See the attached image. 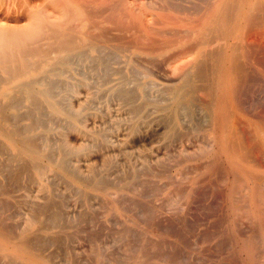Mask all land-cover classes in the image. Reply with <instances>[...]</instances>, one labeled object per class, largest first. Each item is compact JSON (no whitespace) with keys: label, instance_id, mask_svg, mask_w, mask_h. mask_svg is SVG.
<instances>
[{"label":"bare ground","instance_id":"1","mask_svg":"<svg viewBox=\"0 0 264 264\" xmlns=\"http://www.w3.org/2000/svg\"><path fill=\"white\" fill-rule=\"evenodd\" d=\"M0 2H2V1L0 0ZM20 2H21V0L19 1V3ZM137 2H138V0H137ZM95 4H97L99 7H102L101 9L104 8L102 11H104L105 14L101 15L100 18H98L99 15H97L92 10V8H91L92 6H89V3L86 0H41V3L36 4V5L31 4V2L29 3V1L26 0L25 2H23V6L25 5V7H24V9H25L24 18L26 20L25 24H10V23L2 24V23H0V264H23L24 262H29L31 264H59V263H56L55 261H53V258L51 256V254H53L54 250H52L53 252H51V253H47L46 248L48 247L49 244H55V246H58V244H64L66 242L65 240L68 239L66 231L68 230V228L70 226V222L67 220V215H66L64 208H63L64 197L62 196L63 194L58 195L59 192L56 193V191H55L61 185L58 188H56L54 191L51 190L48 193L49 196L44 203H42V204L38 203V205L35 203V205H32V206H29L30 205V203H29L28 206L30 207V213L26 218L23 217V218H25V220H24L25 223H24V225L22 222L20 223L21 227H22V225H23V227L22 228L20 227V229L18 231H15L14 230L15 228L12 229V227H10V223H9V225H8L9 227H8V226H6L7 224L5 225L6 221H4V220H6V218H11V215H12V217H13V215L15 216V214H14L15 212L13 214L11 212L10 214H7V216H5L4 214L9 212V210L11 209V206H13L12 203H14V204L17 203L19 201V199L21 198V197L18 198L19 195L17 196V193L24 192L25 194H27L26 196H28L29 187H30V185H33V184H38L37 186L40 187V188L38 187L39 189L48 190L50 188L49 187V185H50L49 180H52V179L55 180V178H53L54 175L59 176V177L63 176L64 178H68L70 181H72L73 183L83 187L86 190H93V191L101 192V193L108 195V196H110L111 194L114 195V193H111V189L113 191H115V190L117 191L119 189V187L117 185H112V184H110V182H108L106 180V179H109V178H106V175L100 174L98 172V167L93 161H89V165L86 164V165H88V176L83 174L79 165H72L71 164L72 163L71 159L73 156H75V158H76V156H80V155L90 156L91 154H93L92 151L97 147V145L95 143H93V141L92 142L87 141V139L85 137L84 138L86 139V141L80 142L79 144H73L68 139L69 133H78V134H83L85 136L87 134H91V132H89V130L86 127V122H87L86 117H87L88 113L91 112L90 109L92 108V105L95 103L97 98H101V97L104 98L105 95H107V97L112 96L116 99L118 98V99L122 100L125 104L129 105L130 109H128V110H130L131 119L129 118L130 116L128 118L131 120V122H130L128 127L130 128L129 130L131 131V133L139 132L141 125L145 121L144 111L149 105L158 106L164 112L171 114V117L173 118L174 124H182V123L186 124L187 121L184 122L185 118L183 119V116L185 114L190 119L189 121H193V119L196 118L197 124L195 121H194V124H196L198 127L200 126V128H201V125L203 127H206V129L208 130V134H209L208 136L211 135L213 138H215V140H217V143L219 145V150L221 151V153H223L225 155V157L227 158L228 162L236 168H239L241 165L243 166V160H246L247 157L250 156V155L248 156V154L250 152L249 149H251V147L257 148V150L259 149L260 152L262 150H264V121L262 120V119H264V116L262 118V116L260 114H258L261 116L262 119H259L258 116L257 117L256 116L255 117L242 116L240 114V110H239L245 106H248V105L242 106L243 104H246V102H247V100H245V102H244L245 97L243 98V96H245L246 92L243 93V91H244V88L246 85L251 84L250 83L251 79H252L251 74L253 73V70H254L253 67L255 69H259V70L264 71V0H155V1L152 0V2H150L148 5L149 8L144 9L145 12L138 9L139 7H141V4L139 7H135L134 3L132 1H129V0H97L95 2ZM18 5H14V6H18ZM92 5H94V4H92ZM145 7H147V6H145ZM6 8L8 11V8H10V7L7 6ZM12 8H13V3H12ZM17 10H18V7L16 8V11ZM97 12H98V10H97ZM8 20H9V18H8ZM111 24L115 26L114 28L118 27L122 30H128L129 28H131V29L134 28V31H132V33H131V35H132L131 42L130 41L127 42V41L120 39V38L118 39V38L112 37L110 35L109 30H108V27ZM123 36L125 37L124 34H123ZM127 45L129 47L133 46L135 50L145 53V55H147L148 57H152L153 59L155 58V64H156L155 66L157 67V74H156L157 80H156V82H153V81L149 82V81L145 80L144 77L142 78V76H144V74L146 76L148 74H146V72L144 71L145 73L141 74L142 76L140 75V72H142V70H140V68H139V70H140L139 71L138 68L135 67V65L133 64V62H135L134 60H136V58L135 59L133 57L124 58L121 56L123 53L120 54V50L128 47ZM141 66L139 65V67H141ZM148 70H151V69L149 68V69H147V71ZM151 71H153V70H151ZM72 79H76V81L73 82ZM258 79H259V77H258ZM259 81H260V79H259ZM257 85H259V82ZM261 88H263V87H261ZM252 91H254V89ZM261 91H263V89ZM258 92H259V90H258ZM69 94L70 95L72 94L74 96V98H77V100L73 101L71 99V96H69ZM81 95H83V97ZM245 99H247V98H245ZM258 102H259V100H258ZM115 103H116V105L119 104V103L117 104L116 100H115ZM248 104H249V102H248ZM120 109L121 108H119V110ZM160 109H158V110H160ZM156 110H157V108H156ZM156 110L154 109V111H156ZM110 111H111V109H110ZM123 111H124V109H123ZM147 111H146V113H147ZM242 111H244V110H242ZM126 112L127 111H125V113ZM198 112L201 115L198 114ZM104 113H106V112H104ZM107 113L109 114L110 112H107ZM124 114H123V116H124ZM119 115H120V113H119ZM147 116H149V111H148ZM105 117H104V120H106ZM160 117H162V116H160ZM163 118L164 117H162L160 119H163ZM100 119H102L101 116H100ZM108 119H107V121H108ZM124 120L126 121V118ZM113 121L115 122V120H113ZM148 121H151V119H149ZM161 121H159V122H161ZM95 122H98V121H95ZM100 122H103V121H100ZM88 123H89V121H88ZM118 123H119V120H118ZM163 123L165 124L166 121ZM116 124H117V122H116ZM122 124H124V123H122ZM157 124L159 125V123H157ZM169 124H170V121H169ZM188 124H189V122H188ZM188 124H187V128H186V125L185 126L183 125L185 127V129H187V130L189 128ZM103 125H105V124H103ZM207 125L211 126V128L210 127L207 128ZM165 126L167 127L169 125L166 124ZM114 127H115V125L113 126V128ZM120 127H123V126H120ZM126 127H127V125H126ZM190 127H194V126L192 125ZM98 128L99 129L94 130L95 132L93 133V136H92L94 138V140H95V138H97V139L102 140V142L109 143L111 141L110 140L111 136L108 137L106 132L101 131L102 128L100 127V125ZM147 128H148V126H147ZM116 129L118 131V128H116ZM161 129H162V127H161ZM193 129H194V131L200 130V129L196 128V126ZM189 130H190V128H189ZM174 131L177 132V129L176 130L174 129ZM120 132H122V131H120ZM143 132H145V131H143ZM151 132H152V130H151ZM116 134H115V136H116ZM165 134H166V136H169L167 138H170V136L173 135V126L172 125L170 127H168V130L166 131ZM188 134L189 133L187 132V136L191 137V135H190L191 133L189 135ZM53 135L58 136V141H56L57 138H55V140L53 139ZM178 135L179 134L177 133V136ZM181 135L182 134L180 132L179 138L181 137ZM112 136H114V135H112ZM134 136H135V134H134ZM183 136H184V134H183ZM187 136L185 135L186 138H187ZM118 138H120V137H118ZM161 138L162 137H160V139ZM162 140L163 139H161V142H162ZM182 140H181V142H182ZM119 141H120V139H119ZM193 141H195L194 143H196V141H197L196 138ZM244 141H246V143ZM124 142H126V141H124ZM165 142H167V141H165ZM210 142H212V140ZM111 143H113V142H111ZM173 143H175V140ZM247 143L249 145H246ZM204 144H206V143H204ZM118 145H116V146L118 147ZM166 145H168V142ZM250 145H253V146L250 147ZM160 146L162 147L163 145L161 144ZM185 146H186V143H185ZM190 146H191V144H189L188 147H190ZM168 147L169 146H167V148ZM156 148H157V146H156ZM178 148L180 150L181 147H178ZM98 149H100V148H98ZM120 149H122V148H120ZM183 149L184 148H182V150ZM202 150H203V148H202ZM202 150L200 152H202ZM115 151H116V149H115ZM173 151H174V149H173ZM207 151H209V150L207 149ZM103 152H104V150H103ZM119 152L122 153L123 151L120 150ZM95 153H94V155H95ZM206 153H208V152H206ZM123 154H124V152H123ZM128 154H130V153H128ZM140 154H141V152H140ZM140 154H138V155L140 156ZM143 154H144V152H143ZM146 154H148V153H146ZM151 154L152 153H149L148 155H150V157H151ZM156 154H159V153L157 152ZM163 154L165 155V153H163ZM166 154L168 155L169 153H166ZM196 154H197L196 157H198V155L200 153L196 152ZM196 154L193 153V155H196ZM204 154H205V152H204ZM204 154H203V156H204ZM260 156H257V157L260 158ZM114 157L116 158L117 156L114 155ZM120 157H122V156H120ZM143 157H144V155L142 156V158ZM186 157H188V155H186ZM186 157H185V159H186ZM221 157H222V155H221ZM255 157L256 156L254 155V159H255ZM90 158H88V159H90ZM153 158H155V156ZM156 158H157V155H156ZM169 158H170V155H169ZM169 158H168V160H169ZM179 158H180V156H179ZM170 159H172V157ZM123 160H125V159H123ZM162 160L163 159H161V163H162ZM164 160L167 161V159H164ZM258 160H260V159H258ZM117 161H118L119 165H121L119 162V161H121V159L117 160ZM117 161H116V163H117ZM126 161L128 162V160H126ZM180 161H182V160L180 159L179 162ZM256 161H257V159H256ZM75 162H77V161H75ZM106 162L108 165L112 162V159L108 156V158L105 160V163ZM170 162H172V161H170ZM257 162H259V161H257ZM261 162L262 161H260V163L258 164L259 166L264 165L263 164L264 161L262 163ZM133 163H134V161H133ZM138 163H141V162H138ZM138 163H136V164H138ZM150 164H151V161H150ZM157 164H159V163H157ZM123 165H124V163H123ZM128 165H129L128 167H130V164H128ZM153 165L156 166V164H153ZM125 167H126V165H125ZM138 167H139V164H138ZM140 167L143 168V166H140ZM144 167H145V165H144ZM161 167L164 168V166H161ZM219 167H218V169H219ZM136 168L137 167L135 166V169ZM186 168H188V167H186ZM129 169H131V168H129ZM144 169H147V168L145 167ZM156 169H157V167L155 168L154 171H156V173L158 171V173H159L160 170L159 169L156 170ZM126 170H127V168H126ZM117 171H118V169H117ZM184 171H185V173L188 172L186 170H184ZM184 171H182V172H184ZM221 171L222 170H220V172ZM136 172H138V171H136ZM141 172L142 171H140L139 173L143 174ZM246 172H245V174L247 176L251 177V179L253 180V177H254L253 174L251 172H248V174H247ZM139 173H138V176L140 175ZM215 173H216V171H215ZM235 173L236 172H234V175H235ZM113 174H115V173H113ZM148 174H146V175H148ZM243 174H241V175H243ZM159 175H160V173H159ZM56 176H54V177H56ZM115 176H116V174H115ZM239 176L240 175H235L234 176L235 178L233 180V182L237 186H240V184H241V182H236L237 180H241V178L238 179ZM113 178H114V175H113ZM120 178H121V176H120ZM256 178L258 179V177H256ZM110 179H109V181H110ZM146 180L148 181V179H146ZM146 180L145 181L143 180L142 183L145 182L147 184ZM150 180H152V179H150ZM150 180L148 182L149 184L151 182ZM226 180H227V178H226ZM63 181H65V180H63ZM118 181H119V179H118ZM242 181H244V179ZM156 182H154V183H156ZM187 182H188V180H187ZM253 182H254V180H253ZM55 183H58V182L56 181ZM116 183H117V181L115 182V184ZM140 183H141V180H140ZM140 183H139V185L141 186V188H143L142 183L141 184ZM136 184H138V182ZM64 185H65L64 188L66 189V183ZM154 185H153V188H151L149 186L150 190H148V191L153 192V191H151V189H154L153 194L150 193L151 195H154L155 189H157L156 191H158V190L161 191V189H164L162 184H161L162 186L159 184H157V186L156 185L154 186ZM176 185H179V184H176ZM159 186L161 187V189L159 188ZM131 187H132V185H131ZM137 187L138 186H136L135 188L138 191ZM175 187L176 186H174V189H175ZM256 187L257 186H255L254 188H256ZM178 188H179V186H178ZM244 188H246V187H244ZM39 189H38V191H39ZM124 189H126V187ZM130 189H132V188H130ZM147 189H148V187L146 188V192H148ZM238 189H239V187H238ZM34 190H35V188H34ZM182 190H183V188H182ZM132 191H133V189H132ZM140 191H142V190L140 189L138 192H140ZM144 191L145 190H143L142 192H144ZM183 191H181V192H183ZM36 192H37V190H36ZM63 192H64V190H63ZM77 192H78V189H77ZM133 192H135V190ZM146 192H144V195H143L144 197H140V198L145 199V193ZM158 192H156L157 195L160 194ZM175 192L177 194V191H175ZM75 193L76 192H74L73 194H75ZM80 193H82V192H80ZM233 193H234V191H233ZM254 193L255 192H253V194ZM256 193H257V191H256ZM136 194H137V196H139L138 193H136ZM243 194H245V192ZM243 194L240 193L239 197L240 196L242 197ZM134 195H135V193H134ZM147 195H146V197H147ZM171 195H175V194H171ZM65 196L67 197V194ZM124 196H125V194H123L122 203L123 202L126 203L127 201L125 202V200L129 197L128 195H127L128 196L127 198L125 196L126 199L124 200ZM140 196H142V195H140ZM80 197H82V195ZM135 197L136 196H134V198ZM239 197H236V198H239ZM254 197H255V195H254ZM129 198H131V200L133 199L132 197H129ZM140 198H138V199L140 200ZM152 199H154V197ZM80 200H79V202H80ZM133 200H135V199H133ZM148 200H146V202ZM172 200H174V199H172ZM240 200H243V199H240ZM244 200H245V198H244ZM26 201L29 202L30 200H28V198H27ZM101 201H102V199H101ZM144 201L142 200V202H144ZM165 201L166 200H164V202ZM204 201H205V199H204ZM81 202H83V200ZM112 202H115L116 204H119V206H120V201H119V198L117 196L112 197ZM130 202L132 204V201H130ZM164 202L162 204L158 202V204H161V206H163ZM255 202H256V200H255ZM151 203L152 202H150V205H151ZM171 203H172V201H171ZM214 203H212V204H214ZM92 204H89V205H92ZM94 204H97V203H94ZM104 204L106 206V203H104ZM137 204L142 205V204H140V202H136V205ZM146 204L148 205L149 203L147 202ZM255 204H258V203L256 202ZM97 205L100 206V203ZM130 205H126V206L129 207ZM132 205L135 206V203H133ZM245 205H248V204L244 203L243 206H245ZM72 206H73V204H72ZM96 206H94V209L93 208L92 209L95 210ZM151 206H155V205H151ZM158 206H157V209H158ZM14 207H15V205H14ZM91 207H89V208H91ZM128 207H126V209ZM136 207H139V206H136ZM142 207H144V206H142ZM165 207H167V206H165ZM235 207H236V205H235ZM260 207L261 206H259V209H260ZM131 208H129V209H131ZM155 208H156V206H155ZM15 209H16V207H15ZM126 209H125V211H126ZM133 209H134V207H133ZM144 209H145V207H144ZM148 209H150V208H147L146 210H148ZM161 209H162V207L160 208V210ZM173 209H176V208H173ZM178 209H180V207ZM202 209H204V208H202ZM84 210L86 211L85 208H84ZM143 210L140 207L141 213L140 212L139 213H140V215H143V218H144L145 217L144 211H146V210H144V211ZM197 210H198V208H197ZM97 211L95 213L97 216L94 214L96 217H93L91 212H88V211L87 212L92 215V218L89 215V217L91 219L95 218L94 220H96V218H97V220L99 221L98 218L100 217L99 215L101 214L100 213L101 211H98L99 214H97L98 213ZM246 211H248V210H245V212ZM87 212H84V214ZM157 212H159V210ZM157 212H155V213H157ZM211 212H213V210ZM262 212L263 211H261V213ZM16 213H17V211H16ZM234 213H233V216H234ZM70 214H71V212H70ZM134 214H136L135 217L138 219L136 221L140 222L141 226L143 225V223L146 220L147 221L153 220V219H151L153 217H151V218L149 217L150 219L144 218V221L142 223L141 222L142 220H140L142 218V216H140L137 213H134ZM134 214L132 213L130 218H132V216ZM228 214H230V213H228ZM81 215H82V213H81ZM111 215H112V213H111ZM113 215H114V213H113ZM163 215L167 216V214H163ZM241 215H243V214H241ZM85 216H86V214H85ZM138 216H140L141 218L139 217L140 218L139 219ZM158 216H159V214H158ZM114 217H117V215ZM114 217H113V219H114ZM128 217L126 214L127 220L130 219ZM168 217H170V216H168ZM23 218H22V220H23ZM70 218H69V220H70ZM77 218H78V215H77ZM77 218H76V221L78 220ZM156 218L158 219L157 216H156ZM262 218L263 217H261V219ZM82 219H84L83 221L86 220L85 217L84 218L82 217L80 219L79 223L82 222L81 221ZM116 219H118V218H116ZM96 221L94 222V224L96 223ZM111 221H113V220L111 219ZM130 221H131V219H130ZM132 221H134V220H132ZM86 222L88 223V219ZM116 222H117V220H116ZM138 222H136V225L139 224ZM172 222H174V221H172ZM235 222H236V220H235ZM76 223H73V224H76ZM101 223L102 222H100L99 224H101ZM103 223H102L103 227H102V225H99L102 228H104L107 225V224L105 225V222H103ZM112 223H114V222H112ZM20 224H18V225L20 226ZM94 224L92 225V226H94L93 229H91L92 231H89V234H90V232H92L91 238L94 237L93 236V234H94L93 230H95V231L97 230V229H95ZM123 225H125V224H123ZM185 225H187V224H185ZM237 225H238V223H237ZM99 226H98V228H99ZM166 226H168V225L166 224ZM116 227L120 228V227H122V224H120L119 226H116ZM148 227H149V225H148ZM89 228H91V227H89ZM100 228H99V231L102 230V228H101V230H100ZM106 228H108V227L106 226ZM110 228H113V229L109 230V231L113 232L114 226L113 227L110 226ZM85 229L86 228H84V229L82 228L81 230H83V232H85L84 231ZM123 229H126V230H123ZM163 229H164V227H163ZM120 230L128 232L127 226H125V228L122 227ZM179 230H180V228H179ZM121 231H120V233L125 235L124 233H126V232L123 233ZM129 231H131V229ZM96 232H97L96 235L95 234L94 235L97 238V234L99 235V233H100V235H101V232H98V230ZM114 232H116V229L114 230ZM114 232L110 233V234L115 235ZM155 232H156V230H155ZM191 232H192V230H191ZM244 233H245V231H244ZM86 234L88 235V233H86ZM102 234H103V230H102ZM177 234H179V232H177ZM207 234H209V233H207ZM212 234L214 235L213 232H212ZM256 234H257V232H256ZM256 234H253V235L255 236ZM103 235H106V233ZM240 235H241V232H240ZM242 235H244V234H242ZM130 236H132V235H130ZM136 236H138V235H136ZM69 237H70V235H69ZM87 237H89V236H87ZM105 237L107 238V236H105ZM123 237H125V236H123ZM70 239H71V237H70ZM114 239H115V237H114ZM252 239H253V237H252ZM101 240H102V238H101ZM119 240L120 239H118V241ZM130 240H132V239H130ZM140 240H142V239H140ZM245 240H247V239H245ZM127 241H129V240H127ZM151 241L154 242V239ZM160 241L161 240H159L158 242H160ZM257 241H258V239H257ZM98 242H102V241H100V239H99ZM129 242H127V245ZM135 242H137V241H135ZM90 243H89V245H90ZM104 243H102V244H104ZM123 243L124 244H122V245H125V242H123ZM67 244L65 243V247L67 246ZM94 244H95V242H94ZM166 244H167V242H166ZM226 244H227V242H226ZM254 244H257V243H255V241H254ZM104 245H106V244H104ZM127 245H125V246H127ZM140 245H141V243H140ZM155 245H156V243H155ZM68 246L69 247H66V248H70V245H68ZM72 246H73V244H72ZM152 246H150V248ZM254 246H256V245H254ZM159 247L160 246H158V248ZM102 248H103V246H102ZM132 248H134V247H132ZM135 248H137V247H135ZM135 248H134V251H135ZM150 248H148V249H150ZM61 249H63L62 246H61ZM81 249H83V248H80V250ZM174 249H175V247L173 248V250ZM257 249H256V251L255 250L253 251V252H255V254L258 251ZM84 250L86 251V249H84ZM131 250L133 251V249H131ZM139 250H141V249H139ZM177 250L175 252H177ZM72 251L73 250H71V252ZM82 251L83 250H81V252ZM93 251H94V249H93ZM95 251H97V250H95ZM115 251H116V249L114 250V252ZM74 252L76 254L75 249H74ZM74 252H72L73 255H74ZM102 252H104V251H102ZM102 252L99 251V254H98L100 262L104 261ZM114 252H112V253L114 254ZM123 252H124V250H123ZM128 253H129V251L126 254H128ZM140 253H141V251H140ZM140 253H139V251H137V254H140ZM95 254H97V253H95ZM129 254L133 255L135 253L132 252ZM142 254H143L142 257H144L146 254V256H145L146 258L145 257L143 258L145 260V259L149 258L147 256H149V254L151 255V252L148 255L146 252H145V254L144 253H142ZM142 254H140V255H142ZM60 255H62L61 257H63L62 253ZM90 255H91V253L89 254V256ZM106 255H107V252H106ZM109 255H111V258L114 257V256H112L111 253ZM169 255H170V253H169ZM258 255L259 254L255 255V256H258ZM133 256L136 257L138 255L135 254ZM255 256H254V258H256ZM53 257H55L54 254H53ZM131 257L132 256L129 255V260L131 259ZM126 258H128V257H126ZM173 258H175V257H173ZM1 259H3L4 261L2 262ZM75 259H78V258L76 257ZM94 259H95V256H94ZM138 259H139V257H138ZM182 259H183V257H182ZM197 259H198V257H197ZM113 260L114 261L117 260L116 261L117 264H119L121 262V260H119L117 258H116V260L115 259H113ZM125 260L127 261V259H125ZM125 260L123 259L121 264H123ZM150 260H151V258H149V261ZM92 261H93V259H92ZM118 261H120V262L118 263ZM126 261H125V264L127 263ZM131 261H133V260H131ZM131 261H128L129 264L132 263ZM138 261H141V258H140V260H137V262ZM74 262L75 263H73V264H76V261H74ZM85 262H86V260H85ZM255 262H257V261H255ZM255 262H254V264H256Z\"/></svg>","mask_w":264,"mask_h":264},{"label":"rangeland","instance_id":"2","mask_svg":"<svg viewBox=\"0 0 264 264\" xmlns=\"http://www.w3.org/2000/svg\"><path fill=\"white\" fill-rule=\"evenodd\" d=\"M2 2H0V23L4 24V23H10V24H25L26 23V20L24 18V15H25V5L23 6V2H25L26 0H21V2L19 3L20 0H1ZM6 1V2H5ZM9 1V2H8ZM29 1V3L31 2V4H39L41 3V0H27ZM88 3H89V6H92V10L97 14L99 15L98 18L101 17V15H104V11H102L103 9H101L102 7H99L97 4H95V2L97 0H86ZM129 1H132L134 3V6L135 7H139L140 4L143 2H145L144 4L142 3L141 4V7H139L138 9H140L141 11L145 12L144 9H147L149 8V3L152 2V0H129ZM155 1V0H153ZM17 2V3H16ZM140 2V3H139ZM148 2V3H147ZM9 3V4H8ZM12 3H13V8H12ZM10 7L8 8V11H7V6ZM20 6H19V5ZM94 4V5H92ZM14 5H18V6H14ZM138 5V6H137ZM147 6V7H145ZM18 7V10L16 11V8ZM21 7V8H20ZM14 9V10H13ZM98 10V12H97ZM107 10V9H106ZM103 12V13H102ZM9 16V17H8ZM12 16V17H11ZM9 18V20H8ZM18 18V19H17ZM2 19V20H1ZM13 20V21H12ZM115 26L114 25H109L108 27V30L110 32V35L114 38H120V39H123L127 42H131V38H132V31H134V28H129L128 30H122L120 28H114ZM120 29V30H119ZM130 30V31H129ZM130 32V33H129ZM113 34V35H112ZM123 34L125 35V37L123 36ZM128 46V45H127ZM123 53V54H122ZM120 54H122L121 56L124 57V58H127V57H133L134 59L136 58V60H134L135 62H133V64L135 65V67L140 68V70H142V72H140V75L145 73L148 74L147 76L144 74V76H142V78L144 77L145 80L147 81H153V82H156L157 80V67L155 66V58L153 59L152 57H148L147 55H145V53L143 52H140V51H137L134 49L133 46H128L122 50H120ZM136 56V57H135ZM140 60V61H139ZM139 65L141 67H139ZM151 69V70H148L147 69ZM156 69V70H155ZM253 73L251 74V84L250 85H246L245 88H244V91L243 93H245V96H243V98H247L245 99L244 98V102L245 100H247L246 104H243L242 106H245V105H248V106H245L240 110V114L242 116H250V117H257L259 119H262L263 116H264V71L263 70H259V69H255L253 67ZM139 70V71H140ZM145 71V72H144ZM156 71V72H155ZM151 72V73H150ZM257 72V73H256ZM260 81H259V79ZM73 82L76 81V79H72ZM255 82V83H254ZM259 82V85H257ZM263 84V85H262ZM258 87V88H257ZM263 87V88H261ZM257 88V89H256ZM254 89V91H252ZM257 91H256V90ZM263 89V91L261 90ZM259 90V92H258ZM256 91V92H255ZM250 94H249V93ZM259 95H257V94ZM248 94V95H247ZM255 95V96H254ZM69 96H71V99L73 101H76L77 98H74V96L71 94H69ZM83 97V95H81ZM252 98H251V97ZM254 97V98H253ZM261 97V98H260ZM115 100L117 102L118 105H116L115 103ZM118 100V101H117ZM259 100V102H258ZM98 101V102H97ZM261 101V102H260ZM249 102V104H248ZM253 102V103H252ZM114 103V104H113ZM122 103V104H121ZM108 104V105H107ZM106 105V106H105ZM111 105V106H110ZM116 105V106H115ZM251 105V106H250ZM98 106V107H97ZM106 108H105V107ZM120 106V107H119ZM124 106V107H123ZM94 107V108H93ZM108 107V108H107ZM110 107V108H109ZM117 107V108H116ZM121 108L120 111L119 108ZM128 107V108H127ZM153 107V108H152ZM256 107V108H255ZM105 108V109H104ZM157 108V110H156ZM245 108V109H244ZM103 109V110H102ZM107 109V110H106ZM109 109V110H108ZM111 109V111H110ZM124 109V111H123ZM130 109L129 105L128 104H125L122 100L120 99H116L112 96H108L105 95L104 98H97L95 103L92 105V108L90 109V113H88L87 117H86V127L87 129L89 130V132H91V134H87L86 136L83 135V134H78V133H69L68 134V139L73 143V144H79L80 142H83V141H90L93 143H95L97 145V147L92 151L93 154H91L90 156H86V155H80V156H73L72 159H71V164L72 165H79V167L81 168V171L83 172L84 175H87L88 176V165H89V161H93L97 167H98V172L100 174H104L106 175V178H111L110 181L109 179H106L108 182H110V184L112 185H117L119 187V189L116 191H113L111 189V193H114L111 194L110 196L108 195H105L101 192H97V191H93V190H86L84 189L83 187L73 183L72 181H70L68 178H64L63 176L62 177H59V176H56L52 179V180H49V189L48 190H42V189H39L40 187L37 186L38 184H33V185H30L29 187V192H28V196H26L27 194H25L24 192H19L17 193V196L19 199V201L17 203H12L13 206H11V209L9 210L8 213L4 214L5 216H7V214H10L12 212V214L14 213L15 216L11 215V218H6V223L5 225L8 226L9 223H10V227H12V229H14L15 231H18L21 227V222L25 223V218L29 215L30 213V207L29 206H32V205H35V203L38 205V203L42 204L46 201V199L48 198V193L51 191V190H55L56 188H58L60 185V190L59 188L56 189V193H58V195H62L64 197V205H63V208H64V211L67 215V220L70 222V226L68 228V230L66 231L67 233V238L69 239H66L64 242L67 244L66 247H69L68 245H70V248H66L65 247V243L64 244H58V246H55V244H49L48 247L46 248V252L47 253H51L53 252L52 250H54L53 254L55 257H53V254H51L52 258H53V261H55L56 263H59V264H73L75 263L74 261H76V264H117V259L121 260V262L123 261V259H127V263L126 264H129L128 261H131L132 263L130 264H254L255 262L256 264H264V165L263 166H259L258 164L260 163V161H264V150H262L260 152V150L258 151L257 148H253L251 146L253 145H250L251 149H249V154L247 157L246 160H243V166L241 165L239 168H236L234 167L233 165H231L227 158L225 157V155L223 153H221V151L219 150V145L217 143V140H215V138H213L211 135L208 136V130L206 129V127H203L201 125V128L200 126L198 127L196 124H197V119H193V121H189L190 119L188 118V116L185 114L183 116V119H184V122L187 121V123H182V124H174L173 122V118L171 117V114L169 113H166L164 112L163 110H161L158 106H155V105H149L145 111H144V118H145V121L144 123L141 125L140 129H139V132L137 133H131V131L129 130L130 128L128 127L130 122H131V114H130ZM154 109L156 111H154ZM160 109V110H158ZM251 109V110H250ZM105 110V111H104ZM149 111V116H147L148 114V111ZM244 110V111H242ZM250 110V111H249ZM101 111V112H100ZM113 111V112H112ZM125 111H127L125 113ZM147 111V113H146ZM153 111V112H152ZM248 111V112H247ZM106 112V113H104ZM107 112H110L109 114ZM129 112V113H128ZM247 112V113H246ZM103 113V114H102ZM120 113V115H119ZM125 113V114H124ZM146 113V114H145ZM250 113V114H249ZM114 114V115H113ZM124 114V116H123ZM127 114V115H126ZM198 114H200L198 112ZM260 114V115H258ZM106 117H105V116ZM109 115V116H108ZM113 117H112V116ZM122 115V116H121ZM165 115V116H164ZM197 115V114H196ZM201 115V114H200ZM100 116L101 118L103 119H100ZM130 116V117H129ZM147 116V117H146ZM164 117L163 119H160L162 117ZM260 116V117H259ZM91 117V118H90ZM93 117V118H92ZM104 117L106 120H104ZM130 119H129V118ZM155 117V118H154ZM109 118V119H108ZM126 118V121L124 120ZM172 118V119H171ZM108 119V121H107ZM149 119H151V121H148ZM160 119V120H159ZM172 121H171V120ZM92 120V121H91ZM103 121V122H100V121ZM115 120V122L113 121ZM118 120H119V123H118ZM123 120V121H122ZM128 120V121H127ZM130 120V121H129ZM161 122H159V121ZM264 121V119H262ZM89 121V123H88ZM95 121H98V122H95ZM106 121V122H105ZM112 121V122H111ZM148 121V122H147ZM166 123L164 124L163 122ZM169 121H170V124H169ZM194 121L196 122V124H194ZM110 122V123H109ZM117 122V124H116ZM156 122V123H155ZM189 122V124H188ZM192 122V123H191ZM124 123V124H122ZM149 123V124H148ZM151 123V124H150ZM159 123V125L157 124ZM163 125H161V124ZM92 124V125H91ZM102 124V125H101ZM105 124V125H103ZM115 125V127L113 128V126ZM127 127H126V125ZM148 124V125H147ZM169 125V126H165V125ZM187 124H188V130L185 129V125H186V128H187ZM98 125V126H97ZM101 129V131H104L107 133L108 137L111 136L110 138V142L109 143H105V142H102V140L100 139H97L92 137L93 136V133L95 132L94 130L96 129H99L98 127ZM109 125V126H108ZM119 125V126H118ZM125 125V126H124ZM148 128H147V126ZM173 126V135L170 136V138H167L169 136H166V131L168 130V127L170 126ZM184 125V126H183ZM194 126V127H190V126ZM209 125V124H208ZM207 125V128L211 126H208ZM103 126V127H102ZM108 126V127H107ZM120 126H123V127H120ZM160 126V127H159ZM198 128L200 130L198 131H194L193 128ZM97 127V128H96ZM110 127V128H109ZM146 127V128H145ZM155 127V128H154ZM162 127V129H161ZM166 127V128H165ZM118 128V131H122V132H118L117 129ZM127 128V129H126ZM153 128V129H152ZM110 129V130H109ZM122 129V130H121ZM143 129V130H142ZM150 129V130H149ZM174 129L176 130L177 129V132L174 131ZM202 129V130H201ZM149 132H148V131ZM152 130V132H151ZM155 132H154V131ZM158 130V131H157ZM161 130V131H160ZM166 130V131H165ZM99 131V130H98ZM145 131V132H143ZM158 133H157V132ZM160 131V132H159ZM190 131V132H189ZM192 131V132H191ZM151 132V133H150ZM180 132H181V137L179 138V135H180ZM187 132L191 135L190 136H187ZM117 133V134H116ZM139 133V134H138ZM142 133V134H141ZM144 133V134H143ZM154 133V134H153ZM160 133V134H159ZM177 133L179 134L177 136ZM204 135H203V134ZM116 134V136H115ZM135 134V136H134ZM158 136H157V135ZM165 134V135H164ZM184 134V136H183ZM188 134V135H189ZM73 135V136H72ZM81 135V136H80ZM114 135V136H112ZM122 135V136H121ZM129 135V136H128ZM160 135V136H159ZM185 135L187 136V138L185 137ZM200 135V136H199ZM207 135V136H206ZM132 136V137H131ZM202 136V137H201ZM204 136V137H203ZM86 139H85V138ZM90 137V138H89ZM113 137V138H112ZM120 137V138H118ZM130 137V138H129ZM160 137H162L161 139L162 142H161V139ZM189 137V138H188ZM201 137V138H200ZM56 141H58V136L56 135H53V139ZM83 138V139H82ZM89 138V139H88ZM126 138V139H125ZM148 138V139H147ZM159 138V139H158ZM179 138V139H178ZM184 138V139H183ZM191 138V139H190ZM196 138V143H194ZM204 138V139H203ZM120 139V141H119ZM128 139V140H127ZM173 139V140H172ZM182 142H181V140ZM186 139V140H185ZM200 139V140H199ZM203 139V140H202ZM207 139V140H206ZM113 140V141H112ZM117 140V141H116ZM146 140V141H145ZM170 140V141H169ZM175 140V143H173ZM191 140V141H190ZM199 140V141H198ZM202 140V141H201ZM206 140V141H205ZM212 140V142H210ZM126 141V142H124ZM168 142V145L167 142ZM180 141V142H179ZM185 141V142H184ZM113 142V143H111ZM158 142V143H157ZM161 142V143H160ZM165 142V143H164ZM188 142V143H187ZM206 144H204V143ZM208 142V143H207ZM246 143V141H244ZM138 143V144H137ZM173 143V144H172ZM179 145H178V144ZM185 143H186V146H185ZM119 144V145H118ZM129 144V145H128ZM163 145L162 147L160 145ZM165 144V145H164ZM175 144V145H174ZM189 144H191L190 147ZM202 144V145H201ZM106 145V146H105ZM118 145V147L116 146ZM128 145V146H127ZM131 145V146H130ZM157 148H156V146ZM181 145V146H180ZM196 145V146H195ZM211 145V146H210ZM246 145H249L248 143ZM104 146V147H103ZM114 146V147H113ZM166 146V147H165ZM167 146H169L167 148ZM184 146V147H183ZM202 146V147H201ZM103 147V148H102ZM122 149H120V148ZM178 147H181L180 150ZM209 147V148H208ZM212 147V148H211ZM100 148V149H98ZM154 148V149H153ZM161 148V149H160ZM182 148H184L182 150ZM203 148V150H202ZM116 149V151H115ZM124 149V150H123ZM166 149V150H165ZM168 149V150H167ZM174 149V151H173ZM207 149L209 151H207ZM104 150V152H103ZM122 150L124 152L120 153L119 151ZM158 150V151H157ZM160 150V151H159ZM202 150V152H200ZM101 151V152H100ZM136 151V152H135ZM144 154H143V152ZM148 151V152H147ZM152 151V152H151ZM171 151V152H170ZM180 151V152H179ZM205 154H204V152ZM96 152V153H95ZM100 152V153H99ZM119 152V153H118ZM141 152V154H140ZM152 153L151 154V157L150 155L146 154V153ZM159 153V154H156V153ZM165 153V155L163 153ZM197 153H200L197 156ZM208 152V153H206ZM256 152V153H255ZM261 154H260V153ZM95 153V155H94ZM99 153V154H98ZM107 153V154H106ZM110 153V154H109ZM130 153V154H128ZM166 153H169L168 155ZM196 154V155H193ZM254 153V154H253ZM103 154V155H102ZM106 154V155H105ZM119 156H118V155ZM123 154V155H122ZM140 154V156L138 155ZM173 154V155H172ZM177 156H176V155ZM179 154V155H178ZM204 154V156H203ZM117 156L116 158L114 157ZM125 155V156H124ZM127 155V156H126ZM144 155V159L142 158V156ZM148 155V156H147ZM156 155H157V158H156ZM169 155H170V158L172 157V159L169 158ZM186 155H188V157H186ZM192 155V156H191ZM201 155V156H200ZM222 155V157H221ZM252 155V156H251ZM254 155L257 157V156H260V158H256L254 159ZM108 156L112 159V164H108L107 165V162L105 163V160L108 158ZM122 156V157H120ZM155 156V158L153 157ZM168 156V157H167ZM180 156V158H179ZM195 156V157H194ZM92 159H91V158ZM94 157V158H93ZM106 159H105V158ZM120 157V158H119ZM150 159H149V158ZM166 157V158H165ZM183 159H182V158ZM186 157V159H185ZM192 157V158H191ZM194 157V158H193ZM206 157V158H205ZM85 158V159H84ZM90 158V159H88ZM114 158V159H113ZM125 160H123V159ZM130 158V159H129ZM169 158V160H168ZM177 158V159H176ZM76 159V160H75ZM120 164L118 163L117 160H120ZM135 159V160H134ZM161 159H167L166 160H162V163H161ZM181 159L182 161L179 162V160ZM259 161L257 162L256 161ZM260 159V160H258ZM104 160V161H103ZM128 160V162L126 161ZM141 160V161H140ZM143 160V161H142ZM148 160V161H147ZM178 160V161H177ZM77 161V162H75ZM117 161V163H116ZM134 161V163H133ZM150 161H151V164H150ZM160 161V162H159ZM172 161V162H170ZM205 161V162H204ZM138 162H141V163H138ZM148 162V163H147ZM176 162V163H175ZM207 162V163H206ZM226 162V163H225ZM253 162V163H252ZM261 162V163H262ZM82 163V164H81ZM124 163V165H123ZM126 163V164H125ZM138 163L139 164V167H138ZM144 163V164H143ZM156 164L153 165V164ZM159 163V164H157ZM206 163V164H205ZM209 163V164H208ZM88 164V165H86ZM119 166H118V165ZM130 164V167H128ZM142 164V165H141ZM174 164V165H173ZM264 164V162H263ZM105 165V166H104ZM112 165V166H111ZM123 165V166H122ZM126 165V167H125ZM134 165V166H133ZM147 169H144L145 167ZM147 165V166H146ZM160 165V166H159ZM186 165V166H185ZM188 165V166H187ZM104 166V167H103ZM111 166V167H110ZM135 166L137 167L135 169ZM140 166H143L140 167ZM154 166V167H153ZM161 166H164L161 167ZM172 166V167H171ZM185 166V167H184ZM205 166V167H204ZM220 166V167H219ZM157 167L156 170H160V175L157 171H154L155 168ZM167 167V168H166ZM184 167V168H183ZM188 167V168H186ZM197 167V168H196ZM219 167V169H218ZM106 168V169H105ZM127 168V170H126ZM131 168V169H129ZM140 168V169H139ZM105 169V170H104ZM116 169V170H115ZM118 169V171H117ZM124 169V170H123ZM165 169V170H164ZM180 169V170H179ZM196 169V170H195ZM104 170V171H103ZM147 170V171H146ZM188 171L187 173H185V171ZM195 170V171H194ZM219 170V171H218ZM220 170H222L220 172ZM126 171V172H125ZM138 171V172H136ZM142 171L141 173L143 174H140L139 172ZM179 171V172H178ZM184 171V172H182ZM198 171V172H197ZM216 171V173H215ZM247 171V172H246ZM258 171V172H257ZM167 172V173H166ZM234 172L235 175H240L238 179L241 178V180H237L236 182H241L240 186H237L235 185V183L233 182L234 180ZM244 174H243V173ZM245 172L248 174V172H251L253 174V180L251 179V177L247 176L245 174ZM115 173V174H113ZM121 173V174H120ZM132 173V174H131ZM138 173L140 174L138 176ZM150 175H149V174ZM156 173V174H155ZM175 173V174H174ZM196 173V174H195ZM224 173V174H223ZM238 173V174H237ZM118 174V175H117ZM123 174V175H122ZM129 174V175H128ZM131 174V175H130ZM148 174V175H146ZM183 174V175H182ZM215 174V175H214ZM243 174V175H241ZM112 175V176H111ZM113 175H114V178H113ZM128 175V176H127ZM143 175V176H142ZM146 175V176H145ZM159 175V176H158ZM212 175V176H211ZM225 175V176H224ZM260 175V176H259ZM109 176V177H108ZM121 176V178H120ZM150 176V177H149ZM190 176V177H189ZM192 176V177H191ZM227 176V177H226ZM117 177V178H116ZM258 177V179L256 178ZM59 178V179H58ZM188 178V179H187ZM218 178V179H217ZM221 178V179H220ZM227 178V180H226ZM119 179V181H118ZM138 181H137V180ZM145 181L146 179H148V181L146 180L147 184L144 182L142 183L143 180ZM152 179V180H150ZM184 179V180H183ZM244 179V181H242ZM62 180V181H61ZM65 180V181H63ZM140 180H141V183H142V186L143 188H141V186L139 185L140 183ZM149 180L151 181L150 184L148 183ZM158 180V181H157ZM188 180V182H187ZM214 180V181H213ZM51 181V182H50ZM57 181L58 183H55ZM117 181V183L115 184V182ZM156 183H154V182ZM176 181V182H175ZM181 181V182H180ZM247 183H246V182ZM252 181V182H251ZM54 182V183H53ZM134 182V183H133ZM138 182V184H136ZM174 182V183H173ZM243 182V183H242ZM256 182V183H255ZM53 183V184H52ZM66 183V189L64 188L65 187V184ZM140 183V184H141ZM179 184V185H176V184ZM69 184V185H68ZM145 184V185H144ZM156 185L159 184V185H163L164 189H161V187L159 186V188L161 189L156 191L157 189H155V193L154 195H151L153 194L154 192V189H151V191L153 192H150L148 190H150L149 188H153V185ZM253 184V185H252ZM63 185V186H62ZM132 185V187H131ZM148 185V186H147ZM154 185V186H155ZM161 185V186H162ZM259 185V186H258ZM33 186V187H32ZM35 186V187H34ZM53 188H52V187ZM68 186V187H67ZM136 186H138V191L141 189L142 191L145 190L144 192H146V188L148 187L147 191L145 193V199L149 200L147 201L149 204L147 205L146 203V200L144 198H140V197H144V192L140 191L138 192L137 189L135 188ZM146 188H145V187ZM150 186V187H149ZM174 186L175 189H174ZM179 186V188H178ZM255 186H257L256 188H254ZM37 187V188H36ZM39 187V188H38ZM126 187V189H124ZM183 190H182V188ZM239 187V189H238ZM246 187V188H244ZM263 187V188H262ZM31 188V189H30ZM35 188V190H34ZM132 188L133 191L135 190V192L132 191ZM155 188V187H154ZM158 188V189H159ZM39 189V191H38ZM75 189V190H74ZM77 189H78V192H77ZM197 189V190H196ZM245 189V190H244ZM257 193H256V191ZM37 190V192H36ZM42 190V191H41ZM61 192H60V191ZM64 190V192H63ZM180 190V191H179ZM204 190V191H203ZM240 190V191H239ZM244 190V191H243ZM41 191V192H40ZM177 191V194L176 192ZM183 191V192H181ZM203 191V192H202ZM234 191V193H233ZM243 191V192H242ZM74 192H76L75 194H73ZM82 192V193H80ZM117 192V193H116ZM156 192L160 193V194H156ZM169 192V193H168ZM172 192V193H171ZM201 192V193H200ZM238 192V193H237ZM245 192V194H243ZM253 192H255L253 194ZM37 195H36V194ZM135 193V195H134ZM139 196H137V194ZM151 193V194H150ZM181 193V194H180ZM236 193V194H235ZM243 194L242 197L240 198L239 197V194ZM249 193V194H248ZM25 194V195H24ZM32 194V195H31ZM44 194V195H43ZM47 196H46V195ZM67 194V197L65 196ZM122 194V195H121ZM123 194H125L126 198L129 196V197H132L133 199L135 200H131V198H125L124 196V200L126 203H122L123 201ZM156 194V195H155ZM171 194H175V195H171ZM183 194V195H182ZM199 194V195H198ZM201 194V195H200ZM225 194V195H224ZM233 194V195H232ZM21 195V196H20ZM23 195V196H22ZM41 195V196H40ZM74 195V196H73ZM82 195V197L80 196ZM90 195V196H89ZM128 195V196H127ZM142 195V196H140ZM147 195V197H146ZM192 195V196H191ZM204 195V196H203ZM232 195V196H231ZM255 195V197H254ZM26 196V197H25ZM72 196V197H71ZM114 196H117L119 198V201H120V206L119 204H116L115 202H112V197ZM134 196H136L134 198ZM154 199H152L153 197ZM178 196V197H177ZM190 196V197H189ZM235 196V197H234ZM140 198V200L138 198ZM215 197V198H214ZM236 197H239V198H236ZM28 198V200H30L29 202L26 201V199ZM45 198V199H44ZM165 198V199H164ZM169 198V199H168ZM223 198V199H222ZM233 198V199H232ZM245 198V200H244ZM250 198V199H249ZM81 199V200H80ZM102 199V201H101ZM130 199V200H129ZM144 202H142V200ZM162 199V200H161ZM174 199V200H172ZM205 199V201H204ZM212 199V200H211ZM216 199V200H215ZM235 199V200H234ZM238 201H237V200ZM240 199H243V200H240ZM249 199V200H248ZM23 200V201H22ZM80 200V202H79ZM83 200V202H81ZM92 200V201H91ZM164 200H166L164 202ZM232 200V201H231ZM258 204H255L256 202ZM132 201V204L135 203V206L131 204ZM135 201V202H134ZM164 202L163 206H161V204ZM172 201V203H171ZM196 201V202H195ZM91 202V203H90ZM100 203V206L97 205ZM102 202V203H101ZM136 202H140V204L142 205H136ZM146 202V203H145ZM150 202L151 205H155V206H151L150 205ZM161 203V204H158ZM184 202V203H183ZM210 202V203H209ZM214 204H212V203ZM218 202V203H217ZM236 202V203H235ZM30 203V205H29ZM75 203V204H74ZM93 203V204H92ZM94 203H97V204H94ZM106 203V206L105 204ZM128 203V204H127ZM134 207L130 205V204ZM156 203V204H155ZM248 204V205H245L243 206V204ZM70 204V205H69ZM73 204V206H72ZM89 204H92V205H89ZM102 204V205H101ZM108 204V205H107ZM262 204V205H261ZM16 209H15V207ZM29 205V206H28ZM98 207H97V206ZM126 205H130L129 207L126 206ZM159 205V206H158ZM207 205V206H206ZM234 205V206H233ZM236 205V207H235ZM238 205V206H237ZM79 206V207H78ZM92 206V207H91ZM94 206H96L95 210L94 209ZM125 206V207H124ZM136 206H139V207H136ZM144 206V207H142ZM157 206H158V209H157ZM162 207V209L160 210V208ZM165 206H169L168 208L165 207ZM258 206V207H257ZM259 206L260 209H259ZM29 207V208H28ZM74 207V208H73ZM91 207V208H89ZM104 207V208H103ZM124 207V208H123ZM126 207H128L126 209ZM136 207V208H135ZM140 207L142 208V210H146L147 208H150L146 211H144V215L145 217L144 218H151L153 219L152 221H144V218H143V215H140L141 211H140ZM160 207V208H159ZM180 207V209H178ZM208 207V208H207ZM234 207V208H233ZM84 208L86 209V211L84 210ZM93 208V209H92ZM131 208V209H129ZM155 208V209H154ZM164 208V209H163ZM166 208V209H165ZM172 208V209H171ZM173 208H176V209H173ZM198 208V210H197ZM204 208V209H202ZM213 208V209H212ZM237 210H236V209ZM249 208V209H248ZM29 209V210H28ZM126 209V211H125ZM169 209V210H168ZM171 209V210H170ZM213 212H211L212 210ZM216 209V210H215ZM234 209V210H233ZM262 209V210H261ZM13 210V211H12ZM84 210V211H83ZM101 211L100 213V217L98 218L99 221L97 220H94V219H91L92 218V215L93 217H96L97 215L95 214L96 211ZM139 210V211H138ZM159 210V212H157ZM178 210V211H177ZM208 212H207V211ZM236 210V211H235ZM242 210V211H241ZM245 210H248L245 212ZM260 210V211H259ZM17 211V213H16ZM80 211V212H79ZM91 212V214H89L88 212ZM97 211V212H98ZM105 213H104V212ZM112 211V212H111ZM136 211V212H135ZM154 211V212H153ZM202 211V212H201ZM205 211V212H204ZM240 211V212H239ZM261 211H263L261 213ZM19 212V213H18ZM71 212V214H70ZM77 212V213H76ZM84 212H87L84 214ZM140 212V213H139ZM153 214H152V213ZM157 212V213H155ZM163 212V213H162ZM166 212V213H165ZM169 212V213H168ZM171 212V213H170ZM176 212V213H175ZM235 212V213H234ZM252 212V213H251ZM80 213V214H79ZM82 213V215H81ZM103 213V214H102ZM112 213V215H111ZM114 213V215H113ZM132 213H137L139 214L140 216H142V218L140 216H138V218L140 220H142L141 222L143 223V227L141 226L140 222L136 221L138 220L135 216L136 214H134L131 217ZM142 213V214H143ZM162 213V214H161ZM196 213V214H195ZM210 213V214H209ZM212 213V214H211ZM230 213V214H228ZM233 213H234V216H233ZM245 213V214H244ZM18 214V215H17ZM96 216H95V215ZM99 214V212L97 213ZM126 214H127V217L131 219H128L126 218ZM161 214V215H160ZM163 214H167L166 215H163ZM243 214V215H241ZM17 215V216H16ZM77 215H78V218H77ZM80 215V216H79ZM89 215L91 216V218L89 217ZM117 217H114L116 216ZM124 215V216H123ZM69 216V217H68ZM114 219H113V217ZM156 216L158 217V219L156 218ZM163 216V217H162ZM170 216V217H168ZM231 216V217H230ZM25 217V218H23ZM71 217V218H70ZM84 218L85 217V221H83L84 219H82L81 223L80 222V219L81 218ZM134 217V218H133ZM160 217V218H159ZM252 217V218H251ZM261 217H263L261 219ZM23 218V220H22ZM70 218V220H69ZM76 218L78 219L76 221ZM80 218V219H79ZM118 218V219H116ZM149 218V219H150ZM162 218V219H161ZM189 218V219H188ZM196 218V219H195ZM199 220H198V219ZM237 218V219H236ZM260 218V219H259ZM88 219V223L86 222ZM111 219L113 221H111ZM74 220V221H73ZM90 220V221H89ZM93 220V221H92ZM109 220V221H108ZM117 220V222H116ZM134 220V221H132ZM162 220V221H161ZM236 220V222H235ZM261 220V221H260ZM96 221V223L94 224V222ZM120 221V222H119ZM167 221V222H166ZM169 221V222H168ZM174 221V222H172ZM201 221V222H200ZM18 222V223H17ZM77 222V223H76ZM100 222H105V225L108 227L106 228V226L104 228L102 223L99 224ZM114 222V223H112ZM119 222V223H118ZM136 222H138L139 224L136 225ZM154 222V223H153ZM162 224H161V223ZM206 222V223H205ZM14 223V224H13ZM73 223H76V224H73ZM146 223V224H145ZM158 223V224H157ZM160 223V224H159ZM169 223V224H168ZM179 223V224H178ZM218 223V224H217ZM236 223V224H235ZM238 223V225H237ZM262 223V224H261ZM12 224V225H11ZM16 224V225H15ZM20 224V226L18 225ZM95 225V229L98 230V232H101V235L99 233V235L97 234V238H96V231L93 230L94 234H93V238H91V233L89 234V231H92L91 229H93L94 226L92 225ZM104 224V223H103ZM113 224V225H112ZM115 224V225H114ZM118 224V225H117ZM120 224H122V227L125 228V226H127V231H123V230H126V229H123L122 231L120 230L122 227H116V226H119ZM125 224V225H123ZM166 224L168 226H166ZM177 224V225H176ZM187 224V225H185ZM22 225V227H23ZM88 225V226H87ZM99 225H102L99 226ZM149 225V227H148ZM158 225V226H157ZM166 227H165V226ZM180 225V226H179ZM16 226V227H15ZM101 227L102 230H103V234L106 233V235H103L102 234V230L100 228L101 231H99V228ZM114 226V230L116 229V232H114L115 235H111L110 233H113L112 231L110 232L109 230H112L113 228H110ZM161 228H160V227ZM9 227V226H8ZM21 227V228H22ZM78 227V228H77ZM91 227V228H89ZM132 227V228H131ZM164 227V229H163ZM168 227V228H167ZM80 228V229H79ZM84 229L86 228L83 232V230L81 229ZM110 228V229H109ZM131 231H129L130 229ZM159 228V229H158ZM180 228V230H179ZM136 229V230H135ZM76 230V231H75ZM81 232H80V231ZM88 232H87V231ZM121 232H126L124 233L125 235H123ZM156 230V232H155ZM175 230V231H174ZM192 230V232H191ZM236 230V231H235ZM248 230V231H247ZM139 231V232H138ZM163 231V232H162ZM172 231V232H171ZM174 231V232H173ZM181 231V232H180ZM206 231V232H205ZM245 231V233H244ZM247 231V232H246ZM73 232V233H72ZM133 232V233H132ZM141 232V233H140ZM167 232V233H166ZM177 232H179V234H177ZM211 232V233H210ZM212 232L214 233V235L212 234ZM237 232V233H236ZM240 232H241V235H240ZM257 232V234H256ZM75 233V234H74ZM88 233V235L86 234ZM108 233V234H107ZM131 233V234H130ZM171 233V234H170ZM188 235H187V234ZM206 233V234H205ZM209 233V234H207ZM244 234V235H242ZM253 234H256L255 236ZM71 239H70V237ZM85 235V236H84ZM103 235V236H102ZM132 235V236H130ZM138 235V236H136ZM144 235V236H143ZM172 235V236H171ZM174 235V236H173ZM178 235V236H177ZM181 235V236H180ZM206 235V236H205ZM251 235V236H250ZM84 236V237H83ZM89 236V237H87ZM102 236V237H101ZM107 236V238L105 237ZM115 239H114V237ZM122 236V237H121ZM125 236V237H123ZM200 236V237H199ZM258 236V237H257ZM73 237V238H72ZM80 237V238H79ZM100 237V238H99ZM117 237V238H116ZM139 237V238H138ZM143 237V238H142ZM147 237V238H146ZM181 237V238H180ZM244 237V238H243ZM253 237V239H252ZM256 237V238H255ZM89 238V239H88ZM96 238V239H95ZM102 238V240H101ZM125 238V239H124ZM100 239V241L102 242H98V240ZM114 239V240H113ZM118 239H120L118 241ZM132 239V240H130ZM142 239V240H140ZM154 239V242L151 241ZM156 239V240H155ZM247 239V240H245ZM255 239V240H254ZM258 239V241H257ZM262 239V240H261ZM91 240V241H90ZM94 240V241H93ZM129 240V241H127ZM150 240V241H149ZM159 240H161L160 242H158ZM172 240V241H171ZM179 240V241H178ZM182 240V241H181ZM227 240V241H226ZM78 241V242H77ZM86 241V242H85ZM114 241V242H113ZM132 241V242H131ZM137 241V242H135ZM140 241V242H139ZM148 243H147V242ZM167 244H166V242ZM176 241V242H175ZM219 241V242H218ZM227 244H226V242ZM254 241L255 243L257 244H254ZM260 241V242H259ZM90 245H89V243ZM93 242V243H92ZM95 242V244H94ZM105 242V243H104ZM123 242H125V245H127V242L128 243V247L125 246V245H122L124 244ZM144 242V243H143ZM151 242V243H150ZM251 242V243H250ZM106 245H104V244ZM139 243V244H138ZM141 243V245H140ZM156 243V245H155ZM160 243V244H159ZM73 244V246H72ZM109 244V245H108ZM150 244V245H149ZM115 245V246H114ZM123 247H122V246ZM136 245V246H135ZM146 245V246H145ZM154 247H153V246ZM256 245V246H254ZM61 246L63 247V249H61ZM83 246V247H82ZM85 246V247H84ZM87 246V247H86ZM103 246V248H102ZM109 246V247H108ZM131 246V247H130ZM149 246V247H148ZM150 246H152L150 248ZM158 246H160L158 248ZM224 246V247H223ZM132 247H137L135 248V251H134V248ZM162 247V248H161ZM175 247V249L173 250V248ZM254 247V248H253ZM56 248V249H55ZM72 248V249H71ZM80 248H83L81 250H83L81 252ZM99 248V249H98ZM105 248V249H104ZM116 249V253L114 252V250ZM133 249L132 252H134L136 255L138 256H133L129 253H132L129 249ZM150 248V249H148ZM158 248V249H157ZM178 250H177V249ZM212 248V249H211ZM258 248V249H257ZM74 249L76 251V254L74 252ZM86 249V251L84 250ZM94 251L97 250V251ZM128 249V250H127ZM141 249V250H139ZM152 249V250H151ZM157 249V250H156ZM160 249V250H159ZM206 249V250H205ZM219 249V250H218ZM223 249V250H222ZM256 249L258 250L255 254V252H253L254 250L256 251ZM62 250V251H61ZM71 250H73L72 252H74V255L73 253L71 252ZM124 250V252H123ZM144 250V251H143ZM156 250V251H155ZM177 250V252H175ZM56 251V252H55ZM93 251V252H92ZM99 251L102 252L101 254L103 255V260L105 261H102L100 262L99 260ZM114 252V254L112 252ZM129 251L128 254H126L127 252ZM137 251H141L140 254L144 253L145 252L147 253V255L151 252V255L149 254V258H151V260L149 261V258L147 259H143L144 257L143 254L140 255V254H137ZM143 251V252H142ZM161 251V252H160ZM58 252V253H57ZM66 254H65V253ZM68 252V253H67ZM106 252H107V255H106ZM159 254H158V253ZM173 254H172V253ZM179 252V253H178ZM63 254V257H61L62 255L60 254ZM78 253V254H77ZM80 253V254H79ZM85 255H84V254ZM91 253V255L89 256V254ZM93 253V254H92ZM97 253V254H95ZM112 254V257L111 258V255L109 254ZM121 253V254H120ZM123 253V254H122ZM162 253V254H161ZM168 253V254H167ZM170 253V255H169ZM220 253V254H219ZM257 254H259L258 256H255ZM175 254V255H174ZM184 254V255H183ZM237 254V255H236ZM69 255V256H68ZM79 257H78V256ZM93 255V256H92ZM120 255V256H119ZM127 255V256H126ZM129 255L132 256L131 259L129 260ZM141 257H140V256ZM154 255V256H153ZM156 255V256H155ZM164 255V256H163ZM174 255V256H173ZM179 255V256H178ZM242 255V256H241ZM263 255V256H262ZM93 258H92V257ZM94 256H95V259H94ZM110 256V257H109ZM177 256V257H176ZM200 256V257H199ZM254 256L257 258H254ZM78 258V259H75V258ZM124 257V258H123ZM128 257V258H126ZM139 257V259H138ZM175 257V258H173ZM183 257V259H182ZM198 257V259H197ZM249 257V258H248ZM93 261H92V259ZM109 258V259H108ZM121 258V259H120ZM134 258V259H133ZM141 258V261H138L137 260H140ZM146 258V257H145ZM154 258V259H153ZM201 258V259H200ZM75 259V260H74ZM89 259V260H88ZM113 259H115L116 261H114ZM143 259V260H142ZM167 259V260H166ZM186 259V260H185ZM83 260V261H82ZM86 260V262H85ZM154 260V261H153ZM1 261L3 262L4 260L1 259ZM59 261V262H58ZM89 261V262H88ZM125 261L123 264H125ZM236 261V262H235ZM61 262V263H60ZM88 262V263H87ZM114 262V263H113ZM120 261H118L119 263ZM121 262L119 264H121ZM141 262V263H140ZM148 262V263H147ZM230 262V263H229ZM253 262V263H252ZM23 264H31L29 262H24Z\"/></svg>","mask_w":264,"mask_h":264}]
</instances>
